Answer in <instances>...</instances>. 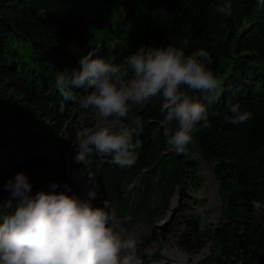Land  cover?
Segmentation results:
<instances>
[{"label":"trees","instance_id":"obj_1","mask_svg":"<svg viewBox=\"0 0 264 264\" xmlns=\"http://www.w3.org/2000/svg\"><path fill=\"white\" fill-rule=\"evenodd\" d=\"M215 2L0 0V144L10 156L9 171L0 168L1 201L9 197L3 184L18 172L35 176L30 183L43 190L56 183L55 191L68 185L77 194L66 175L64 156L70 153L75 164L72 143L83 129L75 115L90 110L62 97L55 84L60 71L79 67L80 58L92 48L99 47L98 55L119 63L141 44L182 46L187 37L185 52L207 50L212 58L207 67L220 82L212 104L201 100L210 126L198 125L193 135L200 156L212 161L223 209L214 226L195 212L185 215L173 231L184 246L199 249L211 241L209 254L198 264H264V216L255 208L264 206V5L232 0V16L223 17L210 7ZM232 104L250 112L251 119L231 124L226 117L232 115ZM159 107V100L132 106L143 124L134 136L141 147L133 166L120 167L98 153L80 164L92 172V188L120 217L129 214L134 220L142 215L153 222L165 214V202L178 189H188L198 179V160L189 158L187 149L178 153L158 142ZM13 147L25 149L21 157L14 158ZM131 183L135 185L128 192ZM152 195L159 200L155 206ZM202 220L206 231L198 230Z\"/></svg>","mask_w":264,"mask_h":264},{"label":"clouds","instance_id":"obj_2","mask_svg":"<svg viewBox=\"0 0 264 264\" xmlns=\"http://www.w3.org/2000/svg\"><path fill=\"white\" fill-rule=\"evenodd\" d=\"M257 4L264 5V0ZM210 7L223 17L233 14L232 0H216ZM180 43L141 44L119 63L98 55L99 47L92 48L80 58L79 67L56 75L62 97L96 117L94 126L75 134L72 146L77 163L98 153L120 167L133 166L141 147L134 136L143 131V124L132 106L153 100L160 101V125H175L169 143L178 153L193 142L198 125L210 126L207 106L201 100L212 104L220 83L207 67L211 55L203 48L186 53L187 37ZM193 92L203 96L194 98ZM230 112L226 119L233 125L252 117L240 111L239 104H232ZM58 187L52 183L49 191L33 194L23 172L3 184L9 193L4 207L10 211L0 214V264H145L151 249L141 252L137 240L124 234L109 201L94 205L97 193L91 187L84 196L68 185L64 191H55ZM196 211L203 215V209ZM198 230H207L203 220Z\"/></svg>","mask_w":264,"mask_h":264},{"label":"rangeland","instance_id":"obj_3","mask_svg":"<svg viewBox=\"0 0 264 264\" xmlns=\"http://www.w3.org/2000/svg\"><path fill=\"white\" fill-rule=\"evenodd\" d=\"M75 117L77 123L83 125V128L94 126L96 123V117L91 110L86 113L82 111L77 112ZM33 128L39 130L37 125H34ZM4 134L6 133L4 132ZM161 134V137H157L158 142L161 145H165L169 150H174V146L169 143L171 135L173 134V132H171V126H161ZM24 150V148L13 147L14 158L21 157V152ZM187 151L189 152V158L198 160V179L190 188L178 189L174 195L165 202L167 211L162 220L165 221L166 224L162 223V220H159L154 225H150L142 215L136 217L134 221H128L127 218H119L115 213L117 225L124 230L125 235H130L137 240L139 250L143 252L145 249H151L152 255L150 257H145V260L148 261L146 264H198L205 259L211 250V241H207L205 245L199 249L193 248L192 246H184V241L178 242V232L173 231L177 229L178 224L181 223L185 215H193L197 212V209H203V216L206 222L214 226L218 223L221 210L223 209V199L219 192L218 181L212 172V161L200 156L197 150V140L194 135L193 142L188 145ZM7 153L4 145L0 144V168L9 171L10 163L8 161L10 156ZM67 164L68 163H66V166H68ZM26 176L29 181L31 177H35L29 174H26ZM31 184L33 194L37 190H43L42 186H39V184L37 186L33 183ZM132 188L133 184H129L126 186V191H131ZM45 190H48L46 185ZM84 191L82 192L84 193ZM6 193L9 195L7 191ZM1 200L2 198L0 197V214H6L7 208H5L4 205L7 202ZM158 201L156 196H150L152 206H155ZM93 204L97 206L102 205L99 196L93 201ZM255 208L264 216V206L256 204ZM164 224L166 226L162 230L161 227ZM127 226L129 227L127 228Z\"/></svg>","mask_w":264,"mask_h":264},{"label":"bare ground","instance_id":"obj_4","mask_svg":"<svg viewBox=\"0 0 264 264\" xmlns=\"http://www.w3.org/2000/svg\"><path fill=\"white\" fill-rule=\"evenodd\" d=\"M69 177L71 178V180L79 187V189L81 191L85 190V181L83 179V174H81L78 171H71L69 173Z\"/></svg>","mask_w":264,"mask_h":264}]
</instances>
